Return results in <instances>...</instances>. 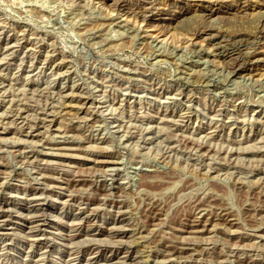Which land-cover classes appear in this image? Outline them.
Instances as JSON below:
<instances>
[{
	"label": "rangeland",
	"instance_id": "374dc122",
	"mask_svg": "<svg viewBox=\"0 0 264 264\" xmlns=\"http://www.w3.org/2000/svg\"><path fill=\"white\" fill-rule=\"evenodd\" d=\"M0 115V264H264V0H0Z\"/></svg>",
	"mask_w": 264,
	"mask_h": 264
},
{
	"label": "bare ground",
	"instance_id": "6f19581e",
	"mask_svg": "<svg viewBox=\"0 0 264 264\" xmlns=\"http://www.w3.org/2000/svg\"><path fill=\"white\" fill-rule=\"evenodd\" d=\"M147 1H148V0H147ZM242 1H243V0H242ZM116 2H117V1H116ZM145 2H146V1H145ZM145 2H144V3H145ZM149 2H150V1H149ZM149 2H148V3H149ZM145 4H147V3H145ZM141 5H142V3H141ZM144 6H145V5H144ZM142 7H143V5H142ZM142 7H141V8H142ZM242 7H244V6H242ZM246 7H247V6H246ZM141 8H140V9H141ZM144 8H145V7H144ZM208 8H209V7H208ZM152 9H154V5H153L152 2H151L150 4H148V7L145 8V11H144V12H151ZM238 9L241 10L242 8L239 7ZM141 10H144V9L142 8ZM251 11H252V10H251ZM142 12H143V11H142ZM239 12H240V11H239ZM261 12H262V11H261ZM140 14H141V13H140ZM224 15H225V14H224ZM242 15H243V14H242ZM260 15H261V14H260ZM246 16H247V15H246ZM143 17H144V16H143ZM244 19H245V18H244ZM143 20H144V18H143ZM218 32H219V31H218ZM202 35H203V34H202ZM205 38H206V37H205ZM224 39H225V38H224ZM15 40H16V39H15ZM210 40H211V38H210ZM240 40H241V39H240ZM240 40H239V41H240ZM24 41H25V40H24ZM245 41H246V40H245ZM248 41H249V40H248ZM214 42H215V41H214ZM12 44H13V43H12ZM218 44H219V43H218ZM15 45H16V44H15ZM222 45H223V44H222ZM225 45H226V44H225ZM225 45H224V46H221V45H220V46H221L220 48L223 49V52L221 51V54L224 53V54H227V55H229V54L231 55V52H232L231 47L228 48V47H227L228 45H227L226 47H225ZM10 46H11V44H10ZM4 49H5V48H4ZM221 49H219V50H221ZM239 49H240V48H239ZM248 51H249V50H248ZM239 52H240V51H239ZM224 54H223V55H224ZM227 55H225V56H227ZM231 57H232V56H231ZM261 57H262V56H261ZM233 59H234V58H233ZM237 61H238V60H237ZM254 61H255V60H254ZM229 62H230V61H229ZM231 62H232V61H231ZM257 62H258V60H257ZM233 64H234V62H233ZM240 65H241V64H240ZM240 65H238V64L236 65V62H235L234 66L231 65V66H233V68H231V69H233V71H234L235 73H236V72L238 73L239 71L243 70V68L241 67L242 65H241V66H240ZM229 68H230V67H229ZM229 68H228V69H229ZM230 73H232L231 70H230ZM68 91H69V90H68ZM69 92H70V91H69ZM73 92H74V91H73ZM41 93H43V92H41ZM69 94H70V93H69ZM74 94H75V93H74ZM73 97H74V96H73ZM84 99H85V98H84ZM82 102H83V101H82ZM64 104H65V103H64ZM14 106H15V105H14ZM15 107H16V106H15ZM19 108H21V107H19ZM19 110H20V109H19ZM19 110H18V112H19ZM21 110H22V109H21ZM21 110H20V111H21ZM25 110H26V109H25ZM46 113H47V112H46ZM50 114H51V113H50ZM57 114H58V113H57ZM7 115H8V114H7ZM0 116H1V115H0ZM30 116H31V115H30ZM45 117H47V119H48V118H53V117H55V116H52V115H45ZM14 118H15V120H20L21 123L24 124L25 119L23 118L22 113L15 114V115H14ZM0 120H1V119H0ZM3 120H4V119H3ZM43 120H45V119H43ZM50 122H52V120H50ZM27 123H28V122H27ZM27 123L24 124V125H27ZM12 124H13V123H12ZM21 126H22V125H21ZM41 126H42V125H41ZM46 126H47V125H46ZM48 126H49V124H48ZM19 127H20V126H19ZM22 127H23V126H22ZM56 128H57V127H56ZM18 129H19V128H18ZM34 131H35V130H34ZM59 132H60V131H59ZM257 132H258V131H257ZM44 133H45V132H44ZM50 133H51V132H50ZM53 133H55V132H53ZM57 134H58V132H57ZM57 134H56V135H57ZM61 135H62V134H61ZM61 135H60V136H61ZM44 136H45V135H44ZM44 136H43V137H44ZM49 136H50V135H49ZM243 137H244V136H243ZM262 137H263V136H262ZM71 138H72V137H71ZM234 138H235V137H234ZM241 138H242V137H241ZM68 139H69V138H68ZM257 139H258V138H257ZM259 139H261V138H259ZM259 139H258V140H259ZM55 140H56V139H55ZM55 140H54V141H55ZM59 140H60V139H59ZM235 140H236V139H235ZM241 140H242V139H241ZM241 140H240V141H241ZM248 140H249V139H248ZM258 140H257V141H258ZM263 140H264V139H263ZM45 141H46V140H45ZM68 141H69V140H68ZM256 143H257V142H256ZM54 144H55V143H54ZM241 144H242V143H241ZM60 145L63 146V144H59V147H61L60 149H62V150H67L66 148H63V147L60 146ZM239 146H240V144H239ZM239 146H238V147H239ZM240 148H242V147H240ZM83 149H84V148H83ZM236 149H238V148H236ZM71 150H72V149H71ZM257 150H258V149H257ZM47 153H48V152H47ZM62 154H65V153H62ZM67 154H69V153H67ZM241 156H242V155H241ZM262 156H263V155H262ZM24 157H25V156H24ZM28 161H29V160H28ZM113 161H114V160H113ZM29 162H30V161H29ZM100 162H101V161H100ZM105 163H106V162H105ZM108 163H111V162L109 161ZM107 168H109V167H107ZM111 168H112V167H111ZM109 169H110V168H109ZM48 170H49V169H48ZM106 170H107V169H106ZM40 172H41V171H40ZM110 172H112V171H110ZM108 173H109V171H108ZM109 174H110V173H109ZM43 175H45V174H43ZM49 176H50V175H49ZM107 176H108V175H107ZM37 177H38V176H37ZM39 177H40V176H39ZM74 179H75V178H74ZM77 179H78V177H77ZM3 180H4V179H3ZM3 180H2V181H3ZM78 182H79V181H78ZM50 183H51V182H50ZM53 184H54V183H53ZM56 188H57V187H56ZM44 192H45V191H44ZM262 193H263V192H262ZM16 200H17V199H16ZM43 201H44V200H43ZM2 202H3V201H2ZM25 202H26V201H25ZM38 202H39V201H38ZM67 202H68V201H67ZM6 205H7V202L3 203V204H2V207H7ZM28 205H29V204H28ZM259 206H260V205H259ZM3 209H4V208H3ZM85 209H86V208H85ZM198 210H199V209H198ZM28 211H29V210H28ZM200 211H201V210H200ZM254 211H256V210H254ZM1 212L3 213V211H1ZM93 213H94V212H93ZM28 215H29V214H28ZM216 215H217V214H216ZM86 216H87V215H86ZM3 217H4L3 215H0V224H2V225L4 226L6 222H5L4 219H2ZM75 217H76V216H75ZM81 217H82V216H81ZM81 217H80V218H81ZM219 217H220V216H219ZM221 219H222V218H221ZM30 220H31V219H30ZM30 222H31V221H30ZM205 222H206V221H205ZM214 222H215V221H214ZM196 224H197V223H196ZM205 225H206V224H205ZM10 227H11V226H10ZM218 227H220V226H218ZM31 228H32V227H31ZM34 229H35V228H34ZM34 229H33V230H34ZM33 230H32V231H33ZM218 230H219V229H218ZM10 231H11V230H10ZM3 232H4V231H3ZM230 233H231V232H230ZM66 234H67V233H66ZM237 234H238V233H237ZM33 235H34V234H33ZM33 235H32V236H33ZM10 236H11V235H10ZM34 236H35V235H34ZM40 236H41V235H40ZM70 236H71V235H70ZM67 237H68V236H67ZM243 237H244V236H243ZM36 238H37V237H36ZM65 238H66V237H65ZM83 239H84V238H83ZM94 239H95V238H94ZM94 239H93V240H94ZM68 240H69V239H68ZM68 240H67V241H68ZM85 240H86V239H85ZM87 240H89V239H87ZM181 240H182V239H181ZM194 240H195V239H194ZM99 241H100V240H99ZM184 241H185V240H184ZM188 241H189V240H188ZM195 241H196V240H195ZM72 242H73V241H72ZM72 242H71V243H72ZM192 242H193V241H192ZM73 243H74V242H73ZM189 243H190V242H189ZM182 245H183V244H182ZM184 246H185V245H184ZM184 246H183V250H184V249L187 250L188 248H184ZM235 247H236V246H235ZM1 248H2V247H1ZM177 248H178V247H177ZM231 248H232V247H231ZM240 248H241V247H240ZM245 248H246V247H245ZM178 249H179V248H178ZM96 251H97V250H96ZM171 251H172V250H171ZM52 252H53V251H52ZM177 252H178V251H177ZM193 252H194V251H193ZM196 252H197V251H196ZM26 253H27V252H26ZM50 253H51V252H50ZM69 253H70V252H69ZM183 253H184V252H183ZM155 254H156V253H155ZM230 254H231V253H230ZM233 254H234V253H233ZM174 255H175V254H174ZM178 255H179V254H178ZM256 255H257V254H256ZM71 256H72V255H71ZM172 256H173V255H172ZM240 256H241V255H240ZM242 256H244V255H242ZM89 257H90V256H89ZM169 257H170V256H169ZM237 257H238V256H237ZM69 258H70V257H69ZM129 258H130V257H129ZM134 258H135V257H134ZM160 258H161V257H160ZM166 258H167V257H166ZM253 258H254V257H253ZM256 258H257V257H256ZM71 259L73 260L74 258H71ZM93 259H94V258H93ZM125 259H126V258H125ZM182 259H183V258H182ZM69 260H70V259H69ZM119 260H120V259H119ZM160 260H161V259H160ZM163 260H164V259H163ZM41 261H42V260H41ZM139 261H140V259H139ZM122 262H124V261H122ZM126 262H127V261H126ZM141 262H142V261H141ZM182 262H183V261H182ZM100 263H101V262H100ZM129 263H131V262H129ZM135 263H136V262H135ZM165 263H166V262H165ZM218 263H219V262H218ZM232 264H233V263H232Z\"/></svg>",
	"mask_w": 264,
	"mask_h": 264
}]
</instances>
